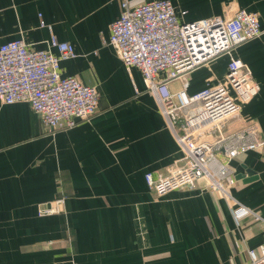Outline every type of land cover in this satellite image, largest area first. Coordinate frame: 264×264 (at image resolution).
I'll return each instance as SVG.
<instances>
[{"label":"crops","instance_id":"obj_1","mask_svg":"<svg viewBox=\"0 0 264 264\" xmlns=\"http://www.w3.org/2000/svg\"><path fill=\"white\" fill-rule=\"evenodd\" d=\"M146 1L0 0V45L24 39L58 55L48 47L52 37L72 44L76 56L61 62L62 75L99 92L97 113L72 129H47L27 102L0 103V264H249L248 253L264 247V222H237L219 191L160 198L147 186V173L166 174L184 155L141 71L108 44L124 8ZM168 1L183 23L239 10L259 16L262 36L233 54L260 92L199 140L213 143L252 122L264 139V0ZM228 63L222 56L189 74L188 94L224 83ZM230 164L238 181L231 196L264 221V151ZM59 199L63 213L40 216Z\"/></svg>","mask_w":264,"mask_h":264},{"label":"built area","instance_id":"obj_2","mask_svg":"<svg viewBox=\"0 0 264 264\" xmlns=\"http://www.w3.org/2000/svg\"><path fill=\"white\" fill-rule=\"evenodd\" d=\"M262 34L257 14L239 10L226 20L213 17L183 23L168 0L126 7L111 24L108 44L124 65L141 71L146 91L156 99L184 155L166 174L145 175L148 188L158 197L204 187L219 191L232 202L237 222L246 217L264 222L231 196L238 181L230 163L250 151H264L257 123L213 143L199 140L207 125L216 127L239 115L243 104L257 98L259 84L250 67L233 52ZM48 47L57 49L58 55L33 49L24 39L0 45V103L27 102L47 129H72L97 113L99 92L75 77L62 75L61 62L76 56L72 44L52 37ZM222 56L229 57L225 82L189 95V74ZM176 81L182 83L177 91L171 87ZM63 206L64 199H59L47 203L39 214H61ZM248 256L249 264H264V247L260 253L250 251Z\"/></svg>","mask_w":264,"mask_h":264}]
</instances>
